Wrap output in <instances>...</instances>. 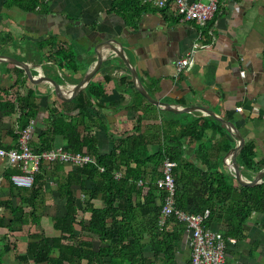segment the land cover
<instances>
[{"label":"crops","instance_id":"obj_1","mask_svg":"<svg viewBox=\"0 0 264 264\" xmlns=\"http://www.w3.org/2000/svg\"><path fill=\"white\" fill-rule=\"evenodd\" d=\"M28 1L0 0V53L44 63V69L46 64L54 80L66 87L79 81L94 66L96 51L107 49V45L97 46V43L115 38L125 47L151 95L168 102H199L238 121L245 134V144L252 145L254 160L258 165L264 163V0H221L216 16L206 25L171 23L170 10L148 5L144 0H40L34 10L29 9ZM49 37L57 43L53 49L41 50L39 41ZM196 41L210 48L196 54L191 69L177 73L178 59L188 54ZM60 44L77 52L74 60L64 62L63 67L59 65L60 57L53 55ZM242 70L245 76L241 75ZM92 82L105 91L90 108L98 123L90 124L88 132L97 137L99 151L111 153L122 138L139 133L135 131L136 126L151 138L146 150L157 151L160 145L152 140L153 125L161 122L162 112L146 103H141L139 111L128 109L133 87L124 61L111 57ZM30 89H35L39 96L36 99L39 106L29 111L33 117L27 123L35 121L31 141L35 151H43L38 150L39 133L49 124L51 108L63 111L68 117L79 112L76 106L82 93L71 100H60L49 93L45 84L30 79L16 66L0 64V94L3 96L0 98V146L13 147L17 128L27 125L24 126L21 115L23 100ZM5 103H13L14 109L6 107ZM115 105H118L117 111H114ZM237 107L243 109L237 111ZM139 115L145 117L141 124ZM100 118L103 121H98ZM181 120L184 123V118ZM206 140L210 146L209 166L213 170L229 171L224 163L228 151L224 149L230 144V137L223 141L214 127L207 130ZM58 146L71 151L62 135L57 136L52 148ZM80 152L96 158L88 150ZM63 167L64 170L53 168L44 190L37 197H31L33 187H19L10 180L11 174L21 172L20 167L0 157V217L4 218V225L0 224V264H36L33 260L19 258L27 253L33 236L57 235L52 218L64 216L67 211L57 181L62 173L81 168L70 164ZM115 172H122V178L130 181L135 179L134 164L114 171V177ZM95 204L101 205L100 200ZM11 207L16 211L12 212ZM80 215L89 219L91 214L81 211ZM35 216L40 219L38 222L34 221ZM174 219L168 229L175 236L178 232L181 234L175 247L177 264H186L191 256L189 234L185 226ZM213 227L223 234L226 232L222 222H216ZM244 230L241 236H230L236 242L227 245L226 264L229 258L232 264H264V213L253 214L244 224ZM75 231L82 233L79 224ZM148 240L149 237L145 239ZM147 256H153L152 252ZM155 264L164 263L156 261Z\"/></svg>","mask_w":264,"mask_h":264},{"label":"trees","instance_id":"obj_2","mask_svg":"<svg viewBox=\"0 0 264 264\" xmlns=\"http://www.w3.org/2000/svg\"><path fill=\"white\" fill-rule=\"evenodd\" d=\"M39 3L40 0H29L27 4L30 10H34ZM56 43L53 37H49L39 41V47L41 50L53 49ZM53 55L60 57L59 65L63 67L64 62L74 60L77 52L60 44ZM36 94L35 89H30L23 100L21 118L24 126L33 117L29 111L39 106ZM104 94L101 86L92 82L79 96L77 115L68 117L63 111L51 108L49 124L39 133L38 150L51 149L57 136L62 135L71 151L88 150L95 154L97 164L62 173L57 181L58 191L65 200L67 211L64 216L52 218L57 235L35 234L34 240L28 244L27 253L19 257L21 260H33L36 264H155L156 261L177 264L175 247L181 234L178 232L175 236L168 229V224L175 219L172 217L165 225L159 224L165 193L157 188L156 181L163 175L167 159L176 162L174 177L178 206L204 215L205 227L214 228L216 222H222L226 225V238L238 237L244 233V224L253 214L264 213V181L243 186L233 179L229 171L213 170L209 166L207 130L216 127L223 141L230 137L228 130L212 117L200 113H161V122L153 125L152 133V140L160 145L157 151L146 150L151 138L136 126L138 134L122 138L121 144L111 153L102 154L97 137L88 129L90 124L95 126L98 123L90 108ZM130 95L128 109L139 111L141 103L157 109L134 87ZM0 98H3L1 94ZM5 106L14 109L13 103H5ZM117 106H114V111H117ZM144 118L139 115L140 124ZM98 121L103 120L100 118ZM231 144L224 150L228 151ZM251 147L246 143L239 154L249 168L258 165ZM51 164H43L36 175L31 197H37L44 190L53 168L64 170L65 163ZM132 164L135 166L134 180L114 177V171L125 170ZM100 166L105 167V171H100ZM139 179L143 180V185H139ZM97 200L101 205L95 204ZM34 208L36 210V206ZM11 211L16 210L11 207ZM81 211L83 214L90 212V218L81 216ZM3 220L1 216V225H4ZM39 220L35 216L34 221ZM13 223L11 220L10 224ZM77 224L82 229L80 234L75 231ZM146 236L148 241H145ZM148 252L153 256H147Z\"/></svg>","mask_w":264,"mask_h":264},{"label":"built area","instance_id":"obj_3","mask_svg":"<svg viewBox=\"0 0 264 264\" xmlns=\"http://www.w3.org/2000/svg\"><path fill=\"white\" fill-rule=\"evenodd\" d=\"M148 5L170 10L169 21L171 23H199L206 25L216 16L221 0H144ZM200 41H196L191 51L180 57L176 63L177 73H183L192 68L196 54L208 49ZM245 76V71H241ZM243 107H237L241 111ZM20 113V108L17 106ZM264 117V112L262 113ZM35 129V121L31 120L24 128H17V140L13 147L0 146V157L5 158L11 165L20 167V173L10 175L12 183L19 187H33L35 177L46 163H65L78 167L88 164H97L96 158L86 152H72L63 146L49 150L35 151L31 141ZM176 162L167 159L164 163L163 175L156 181L159 189L165 192L160 224L164 225L170 217L185 226L189 234L191 247L190 262L186 264H226V249L229 242H236L233 237L226 238L225 235L212 227L204 226L205 216L192 213L178 206L176 201V183L174 167ZM101 171L105 167L100 166ZM122 172H115V178L120 179ZM140 185L142 180L138 181Z\"/></svg>","mask_w":264,"mask_h":264},{"label":"water","instance_id":"obj_4","mask_svg":"<svg viewBox=\"0 0 264 264\" xmlns=\"http://www.w3.org/2000/svg\"><path fill=\"white\" fill-rule=\"evenodd\" d=\"M107 45L105 51H96L97 61L94 66L87 71L84 76L76 83L68 84L66 87L59 85L51 75L49 67L44 63L24 60L21 57L10 54L0 53V64H12L20 72L33 79L36 82L43 83L49 93L54 97L67 101L74 99L85 92L90 83L99 73L102 65L111 57H119L126 64L129 70V77L132 87L140 92L150 103L156 105L162 113L182 114V113H200L209 116L220 122L229 132L231 137V147L225 155L224 163L229 168L233 179L243 186H253L264 181V163L253 168L245 166L239 154L245 145V134L240 123L231 117L225 116L212 108L199 102H168L159 100L148 91L141 80L137 68L128 55L125 47L115 38L101 40L98 45Z\"/></svg>","mask_w":264,"mask_h":264},{"label":"rangeland","instance_id":"obj_5","mask_svg":"<svg viewBox=\"0 0 264 264\" xmlns=\"http://www.w3.org/2000/svg\"><path fill=\"white\" fill-rule=\"evenodd\" d=\"M228 264H232V260H230V258L228 259Z\"/></svg>","mask_w":264,"mask_h":264}]
</instances>
